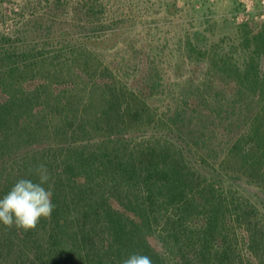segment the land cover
I'll return each instance as SVG.
<instances>
[{
	"label": "trees",
	"instance_id": "obj_1",
	"mask_svg": "<svg viewBox=\"0 0 264 264\" xmlns=\"http://www.w3.org/2000/svg\"><path fill=\"white\" fill-rule=\"evenodd\" d=\"M106 36L72 60L43 61L52 37L41 48L0 33V198L44 163L55 205L34 230L0 224V264H121L134 253L153 264H264L257 207L205 176L264 189V42L237 66L194 34L200 58L189 62L187 46L177 72L205 63L213 79L164 95L155 77L129 83L87 50Z\"/></svg>",
	"mask_w": 264,
	"mask_h": 264
},
{
	"label": "rangeland",
	"instance_id": "obj_2",
	"mask_svg": "<svg viewBox=\"0 0 264 264\" xmlns=\"http://www.w3.org/2000/svg\"><path fill=\"white\" fill-rule=\"evenodd\" d=\"M104 11L106 20L101 19ZM113 31L116 37H109ZM0 33L40 47L52 37V45L43 50L38 46L43 61L49 52L72 60L87 39L107 35L100 47L87 50L129 83L144 80L152 85L155 77L161 84L159 94H179L187 80L201 84L214 76L205 63L198 70L177 72L194 34L204 38L205 48L229 50V59L237 66L263 51L264 0H0ZM188 48L189 62L198 61L195 47ZM232 93L234 100L236 91ZM206 174L221 190L232 189L249 200L264 219V189L210 168Z\"/></svg>",
	"mask_w": 264,
	"mask_h": 264
},
{
	"label": "clouds",
	"instance_id": "obj_3",
	"mask_svg": "<svg viewBox=\"0 0 264 264\" xmlns=\"http://www.w3.org/2000/svg\"><path fill=\"white\" fill-rule=\"evenodd\" d=\"M37 177L21 178L10 191L0 198V224L8 229L16 228L25 232L36 229L40 220L50 219L55 205L52 202L53 185L46 164L41 163L29 169ZM48 185V187H44ZM121 264H153L151 258L142 254H131Z\"/></svg>",
	"mask_w": 264,
	"mask_h": 264
}]
</instances>
